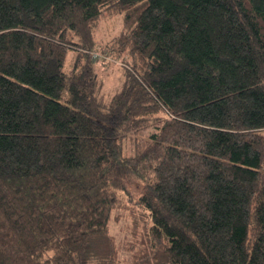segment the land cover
I'll return each instance as SVG.
<instances>
[{"label": "trees", "instance_id": "1", "mask_svg": "<svg viewBox=\"0 0 264 264\" xmlns=\"http://www.w3.org/2000/svg\"><path fill=\"white\" fill-rule=\"evenodd\" d=\"M117 211L127 264H264V0H0V264H120Z\"/></svg>", "mask_w": 264, "mask_h": 264}, {"label": "rangeland", "instance_id": "2", "mask_svg": "<svg viewBox=\"0 0 264 264\" xmlns=\"http://www.w3.org/2000/svg\"><path fill=\"white\" fill-rule=\"evenodd\" d=\"M125 31L124 17L122 14L108 15L105 14L100 19V24L96 30V37L98 42L104 44L114 39L117 35ZM73 51L69 53V65L72 59ZM113 61V60H107ZM121 61H115L105 64L104 61L97 60L94 62V67L98 78L102 81V93L107 99L121 89L124 82V67ZM68 69V68H67ZM132 191L137 195L139 192L135 188ZM119 217L118 219H115ZM132 221L126 213L117 211L110 223L111 234L115 237L117 245L119 246L120 264H127L130 261L131 255L125 250V244L131 239Z\"/></svg>", "mask_w": 264, "mask_h": 264}]
</instances>
